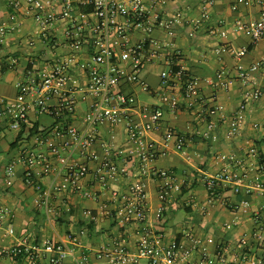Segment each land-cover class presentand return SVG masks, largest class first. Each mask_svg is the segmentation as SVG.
Listing matches in <instances>:
<instances>
[{"label":"built area","instance_id":"built-area-1","mask_svg":"<svg viewBox=\"0 0 264 264\" xmlns=\"http://www.w3.org/2000/svg\"><path fill=\"white\" fill-rule=\"evenodd\" d=\"M178 1L7 0L8 7L33 20L38 43L43 45L38 54L28 58L22 76L15 82V97L9 99L0 95V116L10 130L26 129L25 139H32V143L20 147L17 156L8 163L7 187L13 186L17 168L21 167L24 183L35 190L40 206L48 216H58V209L69 210L72 196L96 197V193L84 187L85 178L91 172L89 164L96 162L94 180L109 190L111 201L116 204L107 208L105 214L119 228L139 226L147 221L149 194L145 176L158 181L157 193L162 204L172 203L181 195L182 185L176 174L171 170L154 169L152 164L170 153L184 151L189 139L172 130L162 141L150 136L161 127L163 112L194 110L204 105L200 80L180 64L182 54L175 40L190 25L194 30L207 28L211 35L220 38L230 33L242 34L255 46L264 40V13L258 20L237 21L230 28L212 27L211 10L216 0H200L195 17L190 16L189 9L174 5ZM251 3L264 5V0H237L233 9ZM21 25L19 22L0 24V48L7 32L16 31ZM35 45L34 40H28L30 49ZM248 50L244 47L238 58ZM227 51L224 43L216 48L217 55ZM17 64L13 59L11 65ZM157 64H161L163 70L159 74L158 90H152L145 81V74L148 66ZM263 67L264 58L248 67L239 63L237 77L247 84L251 75ZM228 74L223 67L216 75L223 86ZM126 86H135L156 96L159 104H140L134 93L122 89ZM262 99L263 88H248L244 92L239 110L229 123L230 135L241 130L246 108ZM83 104L86 108L81 111ZM32 111L50 118L51 124L39 128L30 124ZM220 114L219 105L202 109L206 123L202 137L209 138L217 127L214 117ZM103 124L123 126L127 141L136 149L139 178L129 183L123 192L111 188L129 174L125 162H117L110 155L114 135L103 156L93 150L102 142L98 130ZM116 156L122 161L127 159L124 150H118ZM222 182L237 186L238 191L242 177L232 172L206 178L209 202ZM55 203H59L56 208ZM248 206L244 203L245 208ZM84 215L87 224L94 222L92 210H86ZM13 217L11 208L0 204V230L10 237L16 236ZM81 233H85L84 230ZM76 246V240L70 236L66 241L24 237L13 246H0V258L25 264H90L86 253L77 254ZM197 252L199 258L194 260ZM94 256L101 264H140V261H145L144 264H232L224 254L208 253L202 248V240L189 238L187 243L173 240L162 247L148 233L139 238L135 252L120 246L103 247Z\"/></svg>","mask_w":264,"mask_h":264},{"label":"crops","instance_id":"crops-1","mask_svg":"<svg viewBox=\"0 0 264 264\" xmlns=\"http://www.w3.org/2000/svg\"><path fill=\"white\" fill-rule=\"evenodd\" d=\"M200 0H179V7L190 10V16L199 13ZM237 0H216L211 10L212 27L230 28L237 21H252L261 18L264 5L251 3L233 6ZM16 22L22 25L16 31H8L4 45L0 48V95L13 99L16 95L15 82L22 76L28 58L38 54L40 48L27 46L28 40L38 39L33 20L24 17L8 7L7 2L0 0V24L11 25ZM177 45L181 51L180 64L189 74L199 78L203 106L194 110H181L176 113L163 112L161 127L151 133V137L162 141L165 134L172 130L186 136L189 141L182 152H173L166 157L155 160L154 169L173 171L182 185V193L172 203L162 204L158 198V181L145 176L149 194V211L147 221L139 226L119 228L105 214L107 208L115 207L110 192L94 180L93 171L96 162H90L91 172L85 178L84 187L96 193L94 199L72 196L69 210L58 209V216H48L35 190L24 183L23 169L17 168L13 186L5 185V173L8 163L14 159L20 147L32 143L26 138L28 130H10L7 122L0 116V204L11 208L16 236L10 237L0 230V246L8 247L17 244L19 239H51L66 241L69 236L76 240L77 249L87 254L90 264H101L95 259V253L103 247H124L135 252L139 238L148 233L158 245L165 247L176 240L187 243L189 238L202 240V248L215 256L224 254L232 264H264V99L253 103L243 113V125L235 134H229V123L238 112L244 92L248 88L264 89V67L253 73L247 84L237 77L236 66L242 63L248 67L253 62L264 58V40L251 46L249 39L242 34L230 33L225 38L211 35L207 28L194 30L186 26L179 34ZM35 41V40H34ZM176 41V40H175ZM226 44L228 51L217 55L216 48ZM248 47V53L238 58V53ZM221 58V59H220ZM13 59L18 61L11 65ZM229 74L224 77L226 86L216 77L221 68ZM161 64L148 66L145 74L146 83L152 90H158ZM224 80V81H225ZM125 92L134 93L140 104L156 105V96L142 92L138 87L126 86ZM144 93L150 100H140ZM219 105L222 114L214 117L217 127L209 138L202 137L206 130L202 109ZM85 104L80 110H85ZM82 114V112H80ZM52 120L44 115L31 112L29 123L37 127H46ZM79 125H83L78 121ZM29 129V127H27ZM98 134L101 144L93 150L104 155V149L112 141L111 156L117 162H125L129 174L111 185L112 189L123 192L129 183L139 178L138 158L135 146L127 141L123 126L103 124ZM118 150H124L126 161L116 156ZM254 152H251V151ZM81 159V158H80ZM81 161H84L81 159ZM238 173L242 183L237 186L222 182L216 188L214 197L209 202V193L205 180L224 173ZM244 203H248L247 208ZM55 203L54 207H58ZM162 209V212L159 210ZM92 210L95 220L88 223L84 212ZM84 230L85 233H81ZM258 234V236H255ZM211 240V242L209 241ZM198 252L194 260H198ZM145 261H140L144 264ZM0 264H25L10 258H0Z\"/></svg>","mask_w":264,"mask_h":264},{"label":"rangeland","instance_id":"rangeland-1","mask_svg":"<svg viewBox=\"0 0 264 264\" xmlns=\"http://www.w3.org/2000/svg\"><path fill=\"white\" fill-rule=\"evenodd\" d=\"M2 1L3 2H7V0H2ZM33 25H34V27H32V28H34V30H36L37 29V26H36V24L34 22H33ZM34 40L36 42V45H35V47L32 50H34L33 53H35V52L37 53L38 51L35 50V49L41 48V47H43V45H41L40 43H38V39H36V37H34ZM176 42H177V39H176ZM139 99L140 100H143V101L150 100V99H148V96L145 95L144 93H141L140 94Z\"/></svg>","mask_w":264,"mask_h":264},{"label":"trees","instance_id":"trees-1","mask_svg":"<svg viewBox=\"0 0 264 264\" xmlns=\"http://www.w3.org/2000/svg\"><path fill=\"white\" fill-rule=\"evenodd\" d=\"M21 135H22V132H21V133L19 134V136L17 137V140H16L14 143L11 144V146L14 147V146L18 143V141L20 140Z\"/></svg>","mask_w":264,"mask_h":264}]
</instances>
